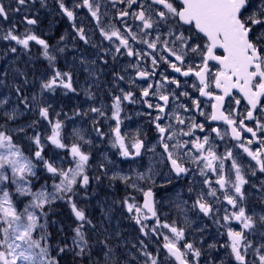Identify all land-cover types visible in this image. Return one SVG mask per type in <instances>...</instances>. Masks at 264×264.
<instances>
[{"label":"snow or ice","instance_id":"6c2138e0","mask_svg":"<svg viewBox=\"0 0 264 264\" xmlns=\"http://www.w3.org/2000/svg\"><path fill=\"white\" fill-rule=\"evenodd\" d=\"M27 2L28 0H17L19 6H24ZM35 2L36 0H31L33 5ZM39 2L41 7H46V0ZM56 3L69 21H74L76 8L88 10L97 21L103 40L113 45L114 51L102 48L106 55L111 54L114 60L118 55L135 59L136 63L130 61L123 69V74L112 73L114 81L127 80L132 86H135L138 80L144 82L146 86H140L141 102L157 113L152 122L159 135L158 143L163 148L161 161L166 159L170 171L177 178L189 174L191 169L185 165L191 163L199 170L203 185L207 189L206 192L202 189L196 193L190 209L187 201L178 200L175 203L177 212L183 216L185 223L190 227L187 218V212L190 210L198 209L199 214L208 218L215 216L214 222L227 229L228 242L220 247L230 249V255L236 264H249V250L256 257L252 264H256L257 260L258 264H264V210L260 213L255 210L250 212L245 205V185L250 183V180L246 179L245 167L251 177H257V173L264 174V0H111L113 7L117 3L127 5L126 8L118 10L116 17L123 22V31L115 25L107 28L101 26L100 0H82L74 2L71 7L65 0H56ZM133 6H137L136 10H132ZM19 10V7L15 9L17 12ZM8 11L0 0V18L4 21L9 19ZM128 17L138 22L135 23L137 31H133V26L127 24ZM24 22L34 26L38 20L25 17ZM72 27L81 41L85 44L91 43L83 27H77L75 23ZM0 39L15 42V45L26 52L30 50V42L39 45L41 56L48 62L50 70L46 78H38V90L30 97L25 94V86L29 85L30 81L25 72L19 71L23 83L15 86L18 102L10 111L5 110L8 98L0 99V115L5 120L4 124H0V264H60V261L51 255V233L47 231V217L51 206L58 200L65 202L70 208L75 227L72 228L70 243L66 240L57 243V255L71 252L81 260L87 257V264H126L118 260L116 249L111 244L109 225L105 223L110 219L111 209L102 208L101 218L97 222L86 214V209L75 199L79 195L77 186L86 190L90 184V177L86 174L90 156L82 150L80 143L89 141L79 130L74 129L73 135L80 142H74L70 146L66 144L62 138L63 122L59 119L53 122L52 105L44 100L47 93H55L57 88H63L66 92L76 91L72 73L61 71L57 66L59 54L64 53L66 49L50 45L30 28L17 34L15 25L0 36ZM64 39V36L60 37L61 41ZM129 39L146 46V50L135 49ZM115 41L119 43L116 44ZM92 46L97 47L95 44ZM10 51L15 53L17 48L11 47ZM196 58H199V63L193 62ZM100 59L103 60V57ZM148 60L150 67L147 65ZM89 63L95 64V61L81 59V64ZM162 64L167 65V69L158 72ZM129 68L135 72V76L128 73ZM168 69L177 75H169ZM85 70L89 71L90 76L95 75L87 67ZM157 75L160 79L154 80ZM180 76L196 78L198 83L194 82L192 87L201 97L212 101L210 115L202 110L198 99H192L191 107L177 103L181 96L189 97L187 91H176L181 88L182 83H187L186 80L181 82L178 78ZM170 85H175V88L169 90ZM213 86L219 90L218 94L211 90ZM90 87L84 89L85 95L88 99H94ZM233 90L239 93V97L233 95ZM110 95L111 117L106 116L104 105L90 107L83 113L77 110L75 115H87L91 112L105 120H114L112 146L118 148L120 156L124 158L139 157L142 155L141 150L145 148V142L133 138L129 145L126 137L121 134L120 127L122 105L125 101L137 102L135 94L131 90L121 88L120 94ZM226 97L234 100L236 105L235 108L227 110V113L224 110ZM149 98H155L156 103L150 102ZM242 101L246 102L244 111L239 110ZM173 104L176 106L170 111V105ZM20 105L29 111H38L39 120L32 121L29 127H35L40 120L48 122L51 133L46 137L47 142L57 149H66L71 156L72 165L64 168L62 164L58 166L51 159H46L45 144L40 133L30 137L35 145L32 156L24 154L21 147L14 142L12 133L25 132V128H7V122L15 121L21 114ZM181 110L183 113L195 110L206 119L222 121L227 128L221 130L212 127L210 132L201 137L196 132L199 130L200 133H205V124L197 123L194 116L182 115ZM60 115L61 113H56L57 117ZM148 115H151V112ZM253 121V126H249L248 122ZM95 122L94 119L93 123ZM95 130L99 135H104L100 128ZM212 133H215V137ZM245 134H250V137ZM228 136L236 143L232 148H226L223 154H219L215 140L219 138L223 141ZM182 137L188 139H181ZM172 141L175 142L170 143ZM254 145L256 147H253ZM234 149H240L254 164H242L234 154ZM148 151L155 152V146ZM226 161H231L230 168ZM41 165L54 181L52 191H49L46 185H42L39 190H32V178L37 177L36 168ZM151 173L152 168L149 167L147 172L133 170L132 175L114 173L110 177V180L119 181L126 189L132 190L119 203L139 226L140 233L149 237L151 232L157 237L158 247L155 253L148 250L145 241H140V252L145 257L144 264H201L203 248L197 247L195 241L188 240L187 228L179 226L177 220H161L153 188L141 186L144 181H152L154 186ZM209 173L216 177L214 181ZM96 179L99 180L100 177ZM9 185L15 187L18 196L30 198L22 209L15 204ZM252 187L257 188V185L252 184ZM193 191L190 187L189 192ZM258 192L260 202L264 204V179H259ZM135 193L143 196L142 203L137 201ZM218 193L223 196V202L233 209L229 212L225 208L222 218L218 217L219 209L215 207L216 204H223ZM148 220L155 221L150 229L145 223ZM233 221L239 225V230L231 227ZM51 223L55 224L56 221ZM60 230L63 231V228ZM37 231L40 232L38 239L34 236ZM249 234L261 237L259 246L249 239ZM161 237L163 242L159 243ZM215 247V244L209 245V249ZM94 250L97 253L95 258ZM161 252L164 253L163 259ZM206 264H216V261L209 258Z\"/></svg>","mask_w":264,"mask_h":264},{"label":"rangeland","instance_id":"374dc122","mask_svg":"<svg viewBox=\"0 0 264 264\" xmlns=\"http://www.w3.org/2000/svg\"><path fill=\"white\" fill-rule=\"evenodd\" d=\"M5 8L8 9V26L12 24H17V18L15 9L20 6L17 4V0H5ZM19 19V18H18ZM20 22L23 24L22 20ZM1 23V21H0ZM10 28V26H9ZM8 31V28L0 26V36H3ZM18 34V33H17ZM0 39V99L8 98V104L5 106V110H11L17 106L18 98L15 92V86L23 83V77L19 75V71H23L27 74L30 81L29 85L25 86V94L29 97L33 92L38 90V78H46L50 74L47 63L44 64L41 61L44 58L41 56L38 58L40 65L45 66L39 68L37 64V57H35L34 52L37 53L36 44L30 43V50L27 52L20 46L15 45L13 41H6ZM11 47H16L17 51L15 53L10 51ZM44 62V61H43ZM63 71L61 68H59ZM44 100L52 105L51 118L53 122L59 119L63 122L62 138L66 144L69 146L74 142H80L73 135V130H79L89 143H81L82 150L89 154V165L86 169V174L90 177V184L87 189H80L79 195L75 198L79 205L86 209V214L94 219V221H99L101 218V210L111 209L110 219L106 220L105 223L109 225V232L112 234L111 244L116 249V255L118 260L121 262H126V264H144L145 257L141 255L140 241L143 240L148 244V250L155 253L158 247L157 237L153 236L149 232V237H145L140 233L139 226L131 219L130 214L126 209L119 203L120 200L124 198L132 190L130 188L126 189L125 185L119 181H112L110 177L114 173H123L132 175L133 170L138 172H147L149 167L152 168V179L154 180V186L152 181L141 182V186L144 188L152 187L154 192V199L156 201V208L158 215L161 220H177L179 226L187 228L188 240L195 241L197 247H202L204 250L205 258H202V264H206L209 258H214L216 264H228L223 262L222 250L220 245L223 244V230L214 222L216 218L204 217L203 214L198 213V209L190 210L187 212L188 224L182 215L178 214L175 207V203L178 200L187 201L189 209L196 195L194 191L189 192V188H193L198 182L195 180L196 173H192L188 180L183 181L179 186L181 188L174 191L167 190L169 185L171 186L176 182L173 181V175L166 168L164 162L161 161V155L157 149V142L153 139L148 140L146 146V154L141 158H124L120 156L119 149L112 146V141L114 136L112 135V128L115 127V121L111 119L105 120L103 117H97L96 114L88 112L87 115H75L76 111L69 114L66 111V90L63 88H57L55 93H47L44 96ZM81 113L87 111L90 107H100L104 105V110L107 117H111V100L100 101L96 103L86 98ZM89 102V105L87 104ZM121 112V134L126 137V142L130 145L132 138H139L140 134L146 133V128L143 125L130 123V117L122 108ZM19 112L15 121L7 122V128L9 130L18 127L25 128V132L15 133L13 132L14 142L18 144L23 150L26 156H32L35 151V145L32 143L30 137L35 133H40L42 140L45 144L44 156L46 159H51L58 166L62 164L64 168L72 165L71 156L66 149H57L47 142L46 137L51 133V127L47 121L40 120L35 127H29L32 121L39 120L38 111H29L24 108L23 105L19 106ZM59 112L61 115L56 116ZM95 119V124L93 120ZM5 120L0 115V124H4ZM96 128L104 133L103 136L96 132ZM155 146V152L148 151V149ZM164 161V160H163ZM101 165H104L102 168ZM42 167L38 166L37 168ZM36 168V169H37ZM43 168V167H42ZM47 173L46 171H44ZM50 175V174H49ZM51 177V175L49 176ZM96 177H100L99 180ZM58 180V178H57ZM54 181L52 178L46 182L48 190L52 191V185ZM41 188V185H37V190ZM172 188V187H171ZM9 190L14 194L15 187L9 185ZM137 201L141 203L142 195L140 193H135ZM222 196V195H221ZM220 196V198H221ZM23 197V196H22ZM27 200L25 202H20L21 207L30 199L29 197H24ZM223 202V196L221 198ZM66 207L68 205L66 204ZM219 209L218 217L222 218L224 209L227 208L229 212L233 209L231 207H226L223 203L217 204L215 206ZM21 208V209H22ZM264 210V207L260 208V213ZM151 228L153 223L145 221ZM221 223L223 221L221 220ZM197 229H202V231H197ZM167 231V230H161ZM116 233H119L117 236ZM93 239H95L93 237ZM162 237L159 238V243H162ZM210 244H215L216 247L209 249ZM96 251L94 250L93 257L96 256ZM230 264H236L234 258H230Z\"/></svg>","mask_w":264,"mask_h":264},{"label":"flooded vegetation","instance_id":"af4514ba","mask_svg":"<svg viewBox=\"0 0 264 264\" xmlns=\"http://www.w3.org/2000/svg\"><path fill=\"white\" fill-rule=\"evenodd\" d=\"M66 4L71 7L74 2H82V0H65ZM3 5L5 6V0H2ZM101 8H100V24L101 26H105L106 28L111 25H115V27L120 28L123 31V22L121 20L116 19L118 16V10L126 8V4L117 3L115 7L112 6L111 0H100ZM137 6H133L132 10H136ZM75 19L74 21H69L68 18L63 15L56 3V0H46V7H41L39 0H36L35 4L33 5L31 3V0H28V2L24 6H20V10L18 13H16L17 18V24L9 25L12 27L15 25L16 32L18 34L23 33L26 28H30L36 35H38L40 38L45 39L50 45L58 46V47H64L66 50L64 53L59 54V59L57 61V66L61 68L63 71H69L72 73L73 77V87L76 89L75 92H66V111L69 114H72L76 110L82 111V108L86 102L84 101L87 96L85 95L84 89L89 88L90 91H92L94 95V99L91 100V105L93 101L96 103L100 101H106V100H112V94H120V89L123 88L125 90H131L135 94V98L137 102L135 103H129L125 101L122 105V108L125 109V112L130 117V123L132 125L139 124L143 125L146 128V133H141L139 136V139L143 140L145 142V148L142 149V155L135 158H141L145 156L146 152V146L148 140L151 141L156 140L157 142V149L160 152V155L163 154V148L158 143L159 135L155 129V126L152 122L153 118L157 114L154 109H148L145 104L141 102V96H140V86H146L143 81H137V84L135 86L129 85L127 80L125 81H119L115 82L113 79V72H122L123 69L127 67L129 62L136 63L134 58H129L126 55H118L117 58L114 60L113 56L111 54H105V52L102 50V48H107L111 51H114L113 45L110 44L108 41L103 40V37L100 35L99 28L97 27V21L94 20L91 16V14L88 12L86 8H76L75 10ZM106 13V14H105ZM25 17L28 18H36L38 20V23L34 26L27 25L25 21ZM19 18V19H18ZM20 19L22 20L23 24L20 22ZM0 26L4 28H8V20L4 21L2 18H0ZM126 22L128 25H132V30L137 31L135 28V23L132 20L131 17L126 18ZM75 23L77 27H83L85 29L87 37L90 39L91 43L85 44L83 41H81L77 36L75 31L73 30L72 24ZM64 36L65 39L63 41L60 40V37ZM115 40V38H114ZM6 43V41H4ZM35 44L34 42H30ZM116 44L119 43V41H115ZM129 43L132 47L135 49H145L146 46L142 44H138L135 41H132L129 39ZM95 44L97 47H93L92 45ZM37 53L34 52L35 57H37V64H39L40 61H38V58L41 57V47L37 45ZM150 51V50H148ZM222 51V50H220ZM103 57V60L100 59ZM84 58L87 61H95V64H81V59ZM44 61V62H43ZM41 61L42 63L46 64L48 66V62L44 59ZM104 61H107V63H104ZM40 62V63H41ZM46 62V63H45ZM194 63H199V58H196ZM214 63V62H213ZM147 65L150 67V60L147 61ZM46 67L39 64V68ZM86 67L95 73V75L90 76L89 71H86ZM167 69V65H161V67L158 69V72H164ZM168 74L171 76H176L177 74L171 73V70L168 69ZM215 71V69H213ZM128 73H130L132 76H135V72L129 68ZM181 82L187 81L186 84L182 83V86L180 89H176L177 93L182 91H187L189 93V97H183L181 96L179 98V101L177 103H183L189 107L192 105V99H198L201 104L202 110L210 115L212 108L211 103L212 101H209V98L207 97H201L199 95V92L197 90H194L192 87V84L198 83L196 81V78L194 76L190 77H178ZM154 80H159V75L155 76L153 78ZM169 90L174 89L175 85L168 86ZM214 93H219V90L215 89L213 86L211 89ZM233 95L239 97V93L236 90H233ZM150 102L156 103L155 98H149ZM89 105V102L87 103ZM176 105H170V111L172 108H174ZM246 106V102L242 101L241 105L239 106L240 111H244ZM235 102L230 97L225 98V105L224 110L227 113V110L231 108H235ZM151 112V115H148V113ZM181 114L184 116H194L197 123H204L206 126L207 131L205 133H200L199 130H197L196 134L199 136H203L207 134V132H210L212 127H218L221 130H224L227 128V126L222 121H211L209 119H206L205 116L199 115L198 112L195 110L189 112V113H183L181 110ZM249 126H253L255 123L248 122ZM179 127V126H178ZM212 136L215 137V133H212ZM246 137H250V134H245ZM133 139V138H132ZM181 139H188V137H182ZM175 141H172L170 143H174ZM215 143L217 145V151L219 154H223L226 150V148H232L233 145L236 143L231 139L230 136L226 137L223 141H221L219 138H216ZM253 147H256L255 145ZM234 154L237 155L238 159L241 160L242 164L245 166L249 163L254 164V162H251L249 158L246 156V154L242 153L240 149H234ZM166 155V154H164ZM166 168L170 171V165L167 163L166 159L163 161ZM226 165L230 168L231 161H226ZM186 167H189L191 171L186 177L177 178L174 173L171 172L173 175V181L176 182L171 186L169 185V188L167 190L174 191L176 189L179 190L181 188L179 185L183 183V181L188 180L190 175L192 173H196L195 180L198 182L196 185H194V194L200 192L202 189L206 192L207 189L203 185V177L199 175V170L192 165L191 163H186ZM245 173H246V179L250 180V183L248 185H245V194H246V201L245 205L247 209L251 212L252 210L260 211L261 207H264V204L260 202V193L258 192V186H259V179H264V174L257 173V177H251L250 174H248L247 167H245ZM209 176L214 181L215 176H212L211 173H209ZM232 178L234 179V173H232ZM252 184H256L257 188H253ZM172 187V188H171ZM214 187H218L214 185ZM155 192V191H153ZM220 195V193H218ZM221 196V195H220ZM222 198V196H221ZM220 198V199H221ZM226 207H231L230 205H227L226 202H223ZM217 205V204H216ZM215 205V206H216ZM155 223L154 220H149V223ZM231 227H233L236 230H239V225L233 221L231 223ZM224 236H223V244H226L228 242L227 238V229L224 228L223 230ZM249 239H251L256 246H259V244L262 242L261 237L259 235H251L249 234ZM164 253L161 252V259H163ZM202 258L206 259V256ZM222 258L224 263H231V255H230V249L223 248L222 250ZM247 260L249 264H252L253 260H256V257L253 255L252 251L249 250L247 253ZM202 264V259H201ZM256 264H258V260L256 261Z\"/></svg>","mask_w":264,"mask_h":264},{"label":"trees","instance_id":"16d2710c","mask_svg":"<svg viewBox=\"0 0 264 264\" xmlns=\"http://www.w3.org/2000/svg\"><path fill=\"white\" fill-rule=\"evenodd\" d=\"M37 177L32 178V190H37V185L40 184L46 185V182L50 180L51 177L48 173L44 172V169L42 167H39L36 169ZM48 188V186H47ZM13 199L15 204L18 206V208H22L20 205V202H25L27 199L18 196L14 192ZM48 210L47 208L45 209ZM49 224L47 231L51 233L49 237V243L51 245L50 252L51 255L56 257L60 264H87V257H85L83 260L80 258L74 257V254L71 252H66L60 255H57L56 246L59 241H67L68 243L71 242V236H72V228L75 227L74 218L72 217L71 211L69 207H66V203L63 201H56L51 206V211L49 212V215L47 217ZM52 221H56L55 224H52ZM63 228V231L60 229ZM34 236L38 239L40 237V232L37 231L34 233Z\"/></svg>","mask_w":264,"mask_h":264},{"label":"water","instance_id":"95a60500","mask_svg":"<svg viewBox=\"0 0 264 264\" xmlns=\"http://www.w3.org/2000/svg\"><path fill=\"white\" fill-rule=\"evenodd\" d=\"M143 202V196H142V200H141V203Z\"/></svg>","mask_w":264,"mask_h":264}]
</instances>
